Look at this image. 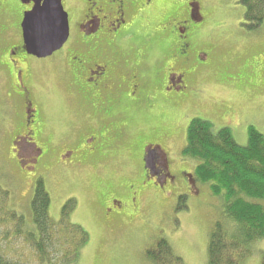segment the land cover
Returning <instances> with one entry per match:
<instances>
[{
  "label": "flooded vegetation",
  "instance_id": "flooded-vegetation-1",
  "mask_svg": "<svg viewBox=\"0 0 264 264\" xmlns=\"http://www.w3.org/2000/svg\"><path fill=\"white\" fill-rule=\"evenodd\" d=\"M38 1L0 0V93L11 118L0 139L5 157L19 169L25 161L36 167L43 161L66 172L77 167L88 174L92 168V175L101 177L114 162L130 165L126 179L133 172V183L124 178L116 185L114 198L105 202L109 213L140 210L136 206L148 190L165 194L178 179L194 188L187 170L171 172L178 135L162 105L169 110L185 100L187 68L195 58L201 65L198 51L190 50V37L202 20L198 0H190L187 13H179L183 0H75V35L45 57L31 55L23 46V16ZM143 33L160 35L165 54L150 57L146 42L132 41L134 34ZM48 77L63 85L74 106L79 94L82 107L68 115L69 129L58 141L49 130L44 89L38 83ZM144 115L156 121L150 131L137 127ZM99 195L104 199L103 192Z\"/></svg>",
  "mask_w": 264,
  "mask_h": 264
},
{
  "label": "rangeland",
  "instance_id": "rangeland-1",
  "mask_svg": "<svg viewBox=\"0 0 264 264\" xmlns=\"http://www.w3.org/2000/svg\"><path fill=\"white\" fill-rule=\"evenodd\" d=\"M64 1L71 41L79 14L73 9L75 0ZM198 2L202 20L194 27L190 50L198 51L201 65L196 66L195 58V65L187 68V75L184 76L185 100L178 101L169 110L162 105V111L174 120V133L176 131L178 135L173 147L174 154L170 151L174 158L171 160V172L174 175L182 169L192 174L195 168L194 160L180 154L186 146V129L192 118L211 122L214 133L221 127H228L234 140L241 146H247L249 126L264 134V20L257 27L248 28L241 0ZM187 5H192L190 0H183L179 7L182 11L179 13H187ZM176 35L172 31V36ZM135 40L146 42L145 52L150 57L165 54V45L160 35L143 33L137 37L134 34L132 41ZM38 83L44 89L41 94L49 130L54 141H58L69 129L65 123L68 115L72 111H82L79 94L72 84L71 92L77 96L74 106L56 78L48 77ZM8 110L9 106L0 93V139L6 123L11 119ZM153 119L141 116L137 127L150 131L149 128L156 124ZM5 137L8 138V133ZM1 150L0 146V187L9 193L5 209L24 216L27 223L24 230L34 229L29 201L38 178L43 180L49 194L48 213L53 220L60 218L64 203L74 199V208L68 219L88 233V240L71 264H157L150 260L147 252L153 249L159 239L166 240L172 253L181 259V264H208L207 243L211 226L217 220L226 219L221 199L212 194L209 183H197L192 179L195 186L188 189L185 181L177 178L176 184L168 187L165 194H158L154 189L148 190L139 206H136L140 210L135 209L133 213H109L105 202L109 197L114 198L115 187L126 179L130 165L114 162L116 164L108 166L107 175L103 177L92 175V168L88 174L77 167L66 172L59 165L52 167L43 161L37 167L25 161L19 169V165L5 157ZM22 169L26 170V175ZM133 169L139 171L140 166L134 164ZM133 177L132 172L126 180L131 184ZM102 192L104 199L99 195ZM179 196H182L181 201ZM127 201L125 198L126 205ZM2 212L0 204V241L2 243L7 239L0 253L13 261L48 264L46 260L40 259L44 255L35 254V250L23 237H14L10 224L1 223ZM227 222L229 226L230 222ZM232 228L231 224L229 230ZM4 231L8 233L5 237ZM60 236V241L65 242L66 233L61 232ZM249 247L250 255L238 264L264 263V238L253 241ZM64 252L65 243L59 255ZM161 264L175 263L166 257Z\"/></svg>",
  "mask_w": 264,
  "mask_h": 264
},
{
  "label": "trees",
  "instance_id": "trees-1",
  "mask_svg": "<svg viewBox=\"0 0 264 264\" xmlns=\"http://www.w3.org/2000/svg\"><path fill=\"white\" fill-rule=\"evenodd\" d=\"M241 3L245 8L246 26L250 29L259 26L264 20V0H241ZM180 154L196 162L192 172L194 180L209 183V190L221 199L225 220L230 222L229 226L224 219L212 224L207 243L208 264H238L250 255L249 245L264 238V134L249 126L247 146H241L228 127L214 133L211 122L192 118L186 129V146ZM8 199L9 193L0 187V204L4 211L1 223L11 225L14 237H23L35 254L44 255L40 259L48 264H71L76 260L87 244L88 233L68 219L74 199H68L61 208L60 218L53 220L48 213L49 194L43 181L37 180L29 201L34 225L31 231L24 230L27 223L22 214L5 209ZM231 224L233 228L229 230ZM61 232L67 235L65 242L60 241ZM5 234L7 231L4 237ZM3 242L0 241V248ZM64 243L66 252L59 255ZM147 254L157 264L166 257L171 263L181 264L165 239H159ZM0 264L27 263L7 259L0 253Z\"/></svg>",
  "mask_w": 264,
  "mask_h": 264
},
{
  "label": "water",
  "instance_id": "water-1",
  "mask_svg": "<svg viewBox=\"0 0 264 264\" xmlns=\"http://www.w3.org/2000/svg\"><path fill=\"white\" fill-rule=\"evenodd\" d=\"M21 27L24 49L37 57L60 49L69 36L68 15L61 0H39L24 13Z\"/></svg>",
  "mask_w": 264,
  "mask_h": 264
}]
</instances>
